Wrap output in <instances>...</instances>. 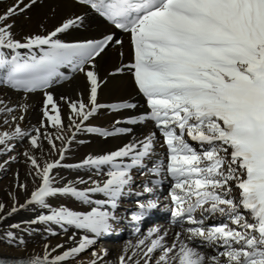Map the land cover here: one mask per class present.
Returning a JSON list of instances; mask_svg holds the SVG:
<instances>
[{
  "label": "snow or ice",
  "instance_id": "obj_1",
  "mask_svg": "<svg viewBox=\"0 0 264 264\" xmlns=\"http://www.w3.org/2000/svg\"><path fill=\"white\" fill-rule=\"evenodd\" d=\"M73 2L84 10L81 14L23 36L13 31L14 19L37 0H10L0 11V86L21 97L11 105L0 99V156H7L0 168L16 160L10 155L16 142L26 141L19 155L35 186L28 190L15 173V187L28 195L20 203L9 193L11 204L0 202V221L26 206H39L47 214L29 223L56 225L67 237L44 245L42 254L11 262L0 259V264H264V0ZM90 14L129 35L133 62L112 74L130 72L146 101L147 110L127 117V122H149L155 130L114 151L64 164L78 132L102 137L131 132L86 123L99 109L136 108L128 102H97L104 83L97 58L114 45L122 46L116 32L99 39H63L70 29L84 26ZM74 73L84 75L87 99L79 93L59 98L69 110L65 123L48 90ZM37 91L44 95L39 126L22 127L30 95ZM61 167L83 168L93 175L61 185L63 177L53 172ZM133 170L148 177L142 192H133ZM165 181L169 203L164 207L179 230L169 241L167 230L153 227L110 259L108 249L97 244L124 219L118 214L121 198L148 194L136 200L131 213V221H141L160 206ZM97 194L103 198L94 199ZM57 196L75 198L86 207H52L48 198ZM5 237L10 244L25 243L13 231Z\"/></svg>",
  "mask_w": 264,
  "mask_h": 264
},
{
  "label": "bare ground",
  "instance_id": "obj_2",
  "mask_svg": "<svg viewBox=\"0 0 264 264\" xmlns=\"http://www.w3.org/2000/svg\"><path fill=\"white\" fill-rule=\"evenodd\" d=\"M10 3V0H0V11L4 5ZM55 10L54 12L52 10ZM84 10L76 6L73 0H37V4L25 15L17 16L14 19L13 31L23 36L29 33H37L41 31V25L45 29H51L59 23L62 18L71 16L73 13L81 14ZM109 31H114L122 39V46L114 45L106 49L101 57L97 58V67L99 77L104 80V83L98 88L97 102L102 105L117 104L120 102H128L136 105L135 109H123L119 112H112L107 107L99 109L89 122L91 126L112 131L115 128H130L129 133H118L108 137H102L96 133L78 132L75 140L71 143L69 150L66 152L64 164H76L88 155H100L131 142L134 138H141L150 130H155L149 122L143 124H131L127 122V117L138 116L147 110L145 98L139 93L134 82L133 75L127 70L121 73H114L115 68L121 64L128 65L133 62L132 48L130 45V37L128 34L120 33L113 29L106 21L102 20L95 14H90L85 19L84 26L70 29L64 34L65 42H75L79 39H98ZM122 53V55H121ZM66 74H69L68 69H61ZM70 80H65L55 84L48 91L52 92L54 99L57 100L60 106L61 115L65 117L68 113L67 106L60 101L61 96H69L76 98L77 94H81L85 100L87 99V81L82 73L71 74ZM0 99L7 101L10 105L20 101V94L0 86ZM44 95L42 91H37L30 95L29 104L31 105L24 120L21 123L22 127L32 128L39 126V121L42 118L41 108L43 105ZM119 121V123H116ZM54 131V130H53ZM159 140V133H157ZM162 142V141H161ZM27 147V142H16L15 151L10 153L16 156V160L10 161L8 164L0 168V202L5 205L11 204L9 193H14L19 202L23 203L27 198L28 193L24 190L15 187V173H19L20 182L27 185L28 190L34 189L31 176L28 175L29 166L24 163L23 157L19 155ZM163 153L164 150L160 149ZM7 159V156H0V162ZM53 172L57 178L63 177L60 184L75 180L78 176L87 179L93 173L86 169L64 168L54 169ZM134 184L133 192H142L143 182L148 180V177L140 175L133 170ZM93 178H97L93 176ZM102 178V177H101ZM85 187L86 185H77ZM168 181H165V186L160 187L159 198L162 206L168 204L166 199L168 192ZM148 194H142L140 197L134 198V195H129L121 198L118 207V214L124 219L114 227L125 230V234L118 236L111 233L101 238L98 243H102L99 247L108 249L109 258L115 259L122 251L124 245L128 242L135 243L137 239L146 234L153 227H159L161 231L167 230V239L171 241L173 235L179 229L173 226L165 217L164 211L153 210V217L150 215L143 218L141 221H131V213L136 210V200L145 199ZM93 198H103L100 195H94ZM48 202L52 207L64 205L72 210H82L84 205L76 201L75 198L68 196H57L48 198ZM158 209V208H157ZM168 210V209H166ZM48 209H42L39 206H26L19 209L16 213L9 216L4 221H0V259L6 262H11L15 259H21L25 255L42 254L44 245L54 246L57 243L64 242L67 237L64 232L56 225H45L42 223L30 224L29 221L35 219L38 215L47 214ZM171 217L170 214L167 216ZM211 223V221H209ZM19 225V228H10L9 225ZM140 226V229H138ZM48 229H51L49 231ZM6 231H13L17 236V240L23 239L24 245L18 246L16 242L9 243L5 237ZM73 231L72 229L69 232ZM53 233H56L53 235ZM119 234H121L118 231ZM110 241H105V240ZM109 243V244H108ZM199 243V242H197ZM113 245V249H109ZM98 246V244H97ZM59 251V250H58ZM209 254H212L214 249H206Z\"/></svg>",
  "mask_w": 264,
  "mask_h": 264
},
{
  "label": "rangeland",
  "instance_id": "obj_3",
  "mask_svg": "<svg viewBox=\"0 0 264 264\" xmlns=\"http://www.w3.org/2000/svg\"><path fill=\"white\" fill-rule=\"evenodd\" d=\"M0 179H1V175H0ZM136 197H137V196L134 195V198H136ZM115 229H116V230H115L114 232H112V234L115 233V234H117L118 236H122V235L125 234V230H123V229H119L118 227H116ZM118 231H119L121 234H119ZM105 241H110V239H109V240L107 239V240H105ZM108 244H109V243H108ZM100 245H103V244L100 242V243H98V246H97V247H99ZM113 247H114V246L111 245L109 249H113Z\"/></svg>",
  "mask_w": 264,
  "mask_h": 264
}]
</instances>
